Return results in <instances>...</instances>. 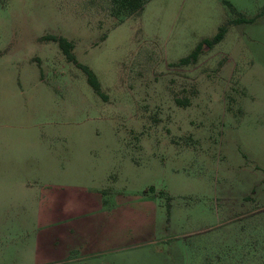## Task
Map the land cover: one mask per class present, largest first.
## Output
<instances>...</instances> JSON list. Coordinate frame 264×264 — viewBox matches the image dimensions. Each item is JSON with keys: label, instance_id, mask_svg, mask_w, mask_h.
Returning a JSON list of instances; mask_svg holds the SVG:
<instances>
[{"label": "rangeland", "instance_id": "rangeland-1", "mask_svg": "<svg viewBox=\"0 0 264 264\" xmlns=\"http://www.w3.org/2000/svg\"><path fill=\"white\" fill-rule=\"evenodd\" d=\"M0 264H264V0H0Z\"/></svg>", "mask_w": 264, "mask_h": 264}, {"label": "trees", "instance_id": "trees-1", "mask_svg": "<svg viewBox=\"0 0 264 264\" xmlns=\"http://www.w3.org/2000/svg\"><path fill=\"white\" fill-rule=\"evenodd\" d=\"M147 0H113L115 4V8L118 11H124L126 14L134 13L135 11H140L144 8ZM243 21H247L244 16H240L239 18L233 20V22L240 23ZM228 30L227 25H223L220 27L218 33L214 36V38L205 40L201 43L189 56L183 58L181 60L182 63H192L196 62L198 59L199 52L203 49V45L206 44L207 46H214L215 44L219 43L225 37V34ZM57 39V38H56ZM59 43L63 48L65 54L67 55L68 59L76 61L74 54L72 53L73 43L65 38H59ZM84 70L88 74V79L92 87L100 91V83L95 76V74L89 69L87 66H83Z\"/></svg>", "mask_w": 264, "mask_h": 264}]
</instances>
